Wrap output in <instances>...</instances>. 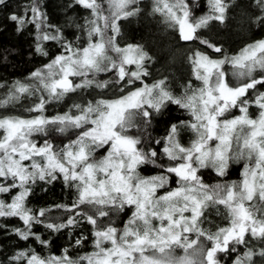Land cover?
<instances>
[{"label":"snow or ice","instance_id":"6c2138e0","mask_svg":"<svg viewBox=\"0 0 264 264\" xmlns=\"http://www.w3.org/2000/svg\"><path fill=\"white\" fill-rule=\"evenodd\" d=\"M76 3L91 16L85 21L88 40L84 47L63 40L59 28L54 33L46 31L54 26L47 25L46 15L35 2L30 19L16 14L10 17L17 22L18 31L27 23L35 25L37 52L48 54L40 43L48 40L61 42L64 50L43 69L31 73L35 85L15 81L0 99L3 108L25 96L40 94L38 102L26 110L37 115L0 116V177L10 179V183L0 184V194L19 189L11 202L0 199V217H18L25 227L14 231L22 240L35 237L47 245L32 226L42 223L41 218L50 210L34 213L26 201L30 185L37 179L54 180L60 173L66 183L74 182L78 198L71 209L56 207L71 211L88 205L93 209V214L76 215L94 226V251L73 259L67 249L60 256L48 257L24 250L10 259L25 264H220L218 253L235 251L234 245L244 244L246 236L264 240V91L257 90V86L264 87V39L221 59L196 51L189 59L201 86L191 88L183 97H174L165 87L166 78L151 85L143 83V77L149 75L145 62L150 57L141 45L121 47L116 43L118 22L137 15L138 0ZM208 4L209 12L199 17L193 16L187 0H153L152 11L169 27L178 29L182 40L199 39L221 53V47L197 36V32L213 20L223 23L229 3L208 0ZM255 4L260 9L255 22L264 26V0H255ZM129 65L135 70L129 71ZM225 65L231 66L236 84L230 83ZM110 71L116 72L117 83L134 86L141 81L142 86L116 99L74 104L75 115L71 110L52 117L44 115L46 104L59 102L78 89L107 88L110 81L98 82L95 74ZM258 71L259 76L254 75ZM73 78H80V82ZM168 102L190 113L192 119L181 125L190 128L195 138L188 146L182 145L177 138L179 126L171 125L162 153L175 163L165 168L157 164V152L140 147L141 139L129 132L138 128L140 121L150 122L153 113H161ZM252 104L258 108L255 117L249 113ZM232 109H238L240 115L228 118ZM72 129L79 134L62 148L47 139L38 145L33 139L36 134H63ZM105 146V155L97 159V151ZM231 160L245 161L238 182L208 185L197 174L202 168H212L223 177ZM144 165L158 166L168 175L143 176L140 168ZM173 176L176 187L170 188ZM218 205L226 209L228 225L210 232L202 227L204 213L209 206ZM126 206L134 211L122 229L112 222L98 225V218L109 216L106 209L122 211ZM76 223L70 216L66 223H47L45 227L58 232ZM177 250L183 254L178 255ZM253 255L246 251L235 264H251ZM260 255L264 256V250Z\"/></svg>","mask_w":264,"mask_h":264},{"label":"trees","instance_id":"16d2710c","mask_svg":"<svg viewBox=\"0 0 264 264\" xmlns=\"http://www.w3.org/2000/svg\"><path fill=\"white\" fill-rule=\"evenodd\" d=\"M36 3L40 10L46 15L47 25L54 28H46L45 30L54 33L55 28L61 30L63 40L70 41L74 46L84 47L87 44V35L85 31V21L89 19L90 12L83 6L78 5L76 0H3L0 3V99H3L9 88L15 81H21L25 84L35 85L37 82L31 78V73L37 69H41L46 63L59 55L64 49L61 42L48 40L41 41L42 47L48 54L42 55L36 51L38 43L36 37L38 30L35 25L27 23L22 30L18 31L17 22L10 19L11 15L25 16L26 19L31 18L30 8ZM194 17L202 16L209 12L208 0H187ZM229 9L226 19L223 23L219 21H211L205 29H200L197 36L207 39L211 44L222 48L224 54L231 56L239 52L244 46L253 43L256 40L264 38V26H260L255 22V17L260 15V9L255 4V0H227ZM137 6L140 11L135 16L128 17L119 21L120 33L116 36V43L119 46L128 44L141 45L148 53L150 59L145 64L156 66L154 73H149L145 79H165L167 87L172 90V95H179L184 91L188 84L194 83L192 77V63L190 55L200 49L201 52L216 55L217 52L209 48L207 45L201 44L199 39L193 41H183L178 38V29L169 27L163 22V17L159 13H154L153 0H138ZM109 35L112 33L109 31ZM199 50V51H200ZM228 52V53H227ZM231 53V54H230ZM218 54V53H217ZM7 56V59L4 57ZM150 62V64H149ZM91 79L92 76L90 75ZM74 82L77 78H73ZM95 80L110 81L107 88H97L104 94L91 96L89 94L91 88H86L77 95L78 90L69 93L63 100L51 102V109L57 112L67 111L75 102L87 100V98L100 97L103 95L114 97L119 95V89H123V85L117 83L118 77L115 71L101 72L95 74ZM125 89V87H124ZM258 91H264V87L257 86ZM80 92V91H79ZM252 95L255 93L250 90ZM38 95V94H37ZM25 96L18 103L0 108V116L24 114L22 103H37L39 96ZM252 96L249 97L251 99ZM50 104V103H48ZM54 104V105H53ZM47 106V105H46ZM49 106V105H48ZM50 106V107H51ZM70 110V109H69ZM68 110V111H69ZM250 112L255 110L252 104L249 107ZM67 111V112H68ZM190 114L187 110L180 108L174 103L168 102L161 113H153L148 123L140 121L138 128L130 130V134L141 139L140 147L145 150L154 149L157 154V164L170 166L175 162L169 161L162 153V138L167 132L169 126L187 121ZM79 130L72 129L66 133L51 132L45 137L55 146L72 139H75ZM161 141L159 144L156 141ZM240 164H230L227 170L228 176L230 171L237 170ZM150 168V172L156 173L158 169L154 165H144ZM144 166H141L143 168ZM209 171V172H207ZM210 174V177L207 176ZM237 175V174H236ZM199 176L205 184L215 185L217 183L227 184L229 179L227 176H219L212 169L202 168ZM227 177V178H225ZM239 177L238 175L236 178ZM10 182L0 177V184ZM31 186V193L27 197V207L31 208L34 213L41 209L50 210L42 217V223L33 224L32 231L42 240L48 241L47 245L41 244L35 237L28 240H22L14 231L17 228H24L23 222L18 217H0V264H25L24 261H12L10 258L20 251L34 250L40 256L58 255L62 248L66 247L69 256H78L82 251H89L94 243L93 225L89 224L84 218L82 221L74 217L78 223L56 232L45 227L47 223H64L68 217L67 210L57 208V205H73L78 198V192L71 183H66L61 177L56 175V179H45L43 181L37 179ZM18 189H13L10 193L0 194V199L6 202L16 194ZM78 210L87 211L93 214V209L88 205H80ZM109 211L108 217L98 218V225L106 226L109 222L117 228H121L125 218L113 219L110 217L114 209H106ZM122 212L125 214L132 210V207L126 206ZM55 213L56 216L49 214ZM226 210L223 206L218 205L212 208L209 206L204 213L203 226L210 230L215 226L226 224ZM61 216L58 217L57 215ZM128 216V215H127ZM217 226V228H218ZM216 228V229H217ZM82 237L80 244H75V239ZM228 253H218L220 264H235L237 258H243L246 251L251 250L254 255L251 264H264V256L260 252L264 250V240L251 237H245L244 244H238L239 249Z\"/></svg>","mask_w":264,"mask_h":264},{"label":"rangeland","instance_id":"374dc122","mask_svg":"<svg viewBox=\"0 0 264 264\" xmlns=\"http://www.w3.org/2000/svg\"><path fill=\"white\" fill-rule=\"evenodd\" d=\"M105 7H107V5L105 4ZM91 18V16L89 17V19ZM111 35V34H110ZM178 38H179V40H182L181 38H180V35H179V31H178ZM264 39V38H263ZM184 41V40H183ZM251 44V43H250ZM129 45V44H128ZM84 46H86V45H84ZM126 46V45H125ZM122 47H124V46H122ZM245 47V46H244ZM200 49H203V48H201V47H199ZM200 49H198L197 51H199ZM243 49V48H242ZM196 52V51H195ZM194 52V53H195ZM200 52H201V50H200ZM240 52V51H239ZM202 53H205V52H202ZM238 53V52H237ZM206 55H208L209 57H211V58H213V59H221V58H223V56H224V54L222 53V54H217L216 53V55H212V54H207V53H205ZM234 55V54H233ZM191 56H193V54H191L189 57H191ZM232 56V55H231ZM50 63V62H49ZM46 64H48V63H46ZM45 64V65H46ZM149 64H150V62H149ZM147 67H149V66H151L150 68H149V72H150V74L151 73H154L155 71V69H157L156 68V66H157V64L155 65V66H153V65H147V64H145ZM146 66H145V68H146ZM44 67V66H43ZM43 67L41 68V69H43ZM127 68H128V70L129 71H134L135 70V66L134 65H129V66H127ZM147 69V68H146ZM225 71L228 73V79H229V81H230V83H232L233 85L234 84H236L237 83V81L232 77V75H231V72H232V69H231V66L230 65H225ZM117 75V74H116ZM254 75H256V76H259V71L257 72V73H255ZM146 77H148V76H146ZM192 77L195 79V81H194V83H191V84H188L186 87V89L184 90V91H181V93L179 94V95H175L174 97H183L184 95H185V93L187 92V93H189L190 94V91H191V88H198V87H200L201 86V82L200 81H198L196 78H195V75H194V72H193V65H192ZM163 79V78H162ZM143 80H144V78H143ZM159 80H161V79H156V80H153V79H151V80H149L148 79V83L146 82V81H143V82H145V83H147L148 85H151V84H153L154 82H156V81H159ZM75 82L76 83H78V82H80V78H77L76 80H75ZM119 84L121 85H123V91H122V89H119V91H118V94L119 95H117V96H115L114 97V94H112L110 97L109 96H107L106 97V95H103L104 96V98H100V97H93L92 99L91 98H87V100H84L83 102L82 101H79V102H75L74 104H80V105H86L89 101H92V102H95L96 100H99V99H109V100H111V99H116V98H119L120 96H123V95H126L129 91H132V90H134V87H141L142 86V83H141V81H136L135 82V85L134 86H131V85H129V86H126L125 85V82H123V81H121V82H119ZM167 83L165 84V87H166V89L168 90V91H170V92H172V90H170L168 87H167ZM124 87H125V89H124ZM83 90L84 89H78V93H77V95L78 94H80L81 92H83ZM80 91V92H79ZM99 93L100 94H104L105 92H101V91H99L97 88H91L90 89V92H89V94L91 95V96H96V95H99ZM38 95L37 96H39L40 94L39 93H37ZM46 95V94H45ZM35 104V102L34 103H31V102H29V103H22L21 104V107H22V109H24V111H23V113L24 114H15V115H7V116H21V117H29V116H34V115H37V113H30V112H28V111H26L28 108H30V107H32L33 105ZM73 104V105H74ZM47 106H45V112H44V115H46V116H48V117H52V116H55V115H57V114H63V113H65V112H67L69 109L71 110V114H73V115H75V114H77V110L75 109V108H73V106L72 107H69V109H67V111L66 110H64V111H60V112H57V111H54V110H48V109H51L52 108V106H51V103L50 104H46ZM49 105V106H48ZM54 105V104H53ZM254 105V104H253ZM51 106V107H50ZM255 106V105H254ZM69 110V111H70ZM68 111V112H69ZM188 112V111H187ZM189 113V112H188ZM249 113H250V115L251 116H253V117H255L256 115H257V113H258V108L255 106V110L253 111V112H250V110H249ZM190 114V113H189ZM236 115H240V112L238 111V109H232V111H231V114L229 115V117L228 118H231L232 116H236ZM192 119V117H191V115H190V118H189V120H187V121H184V122H188V121H190ZM170 128H171V126H169V128H168V130H167V132L165 133V135L163 136V138H162V143H161V145H162V149L164 148V146H165V138L168 136V133H169V131H170ZM53 133L54 131H49V133ZM78 134H79V132H78ZM130 134V133H129ZM130 135H132V134H130ZM47 135H43V134H36V135H34L33 136V139L35 140V142L38 144V145H40V144H43V142H44V140H46V137ZM133 136V135H132ZM77 137V136H76ZM178 140L180 141V143L182 144V145H184V146H188L189 144H190V142L195 138L194 137V134H193V132L191 131V129L190 128H187V127H185V126H183V125H180L179 127H178ZM76 139V138H75ZM72 140H74V139H72ZM71 141V140H70ZM67 143H69V141H67V142H65V143H62V144H56L58 147H63L65 144H67ZM54 145V144H53ZM106 147L107 146H105V148L104 149H99L98 151H97V153H96V158L97 159H99L100 157H102L103 155H105V151H106ZM166 157V156H165ZM167 158V157H166ZM25 163H29V162H25ZM164 163V161L162 162V164ZM239 164V163H241L240 164V167H238L237 168V170H233L232 172L230 171V173H229V176H228V174H226L225 176H227V177H225V178H227V179H229V182L228 183H231V182H233V181H239L240 179H241V172H242V169H243V165H244V163H245V161L244 160H239V161H236V160H231L230 162H229V165L230 164ZM164 165V164H163ZM165 166V165H164ZM167 166H165V168H166ZM156 169H158V172H156V173H153V172H150V168L148 167H143V168H140V172H141V175H143V176H153V175H160V174H164V175H168V173H166L163 169H161L160 167H156ZM204 169V168H203ZM207 169H212V168H206V170ZM201 170V169H200ZM199 170V171H200ZM213 170V172L214 173H216L215 172V170L214 169H212ZM199 171H198V175H199ZM207 172H209V171H207ZM239 176V177H237L236 178V176L237 175ZM56 175H58L59 177H61L62 179H63V175L62 174H60V173H56ZM207 176L208 177H210V174H207ZM63 181H64V179H63ZM10 183V182H9ZM73 186H75V184H74V182H72L71 183ZM221 184V183H220ZM168 187H170V188H175L176 187V183H175V177L173 176L172 177V179L170 180V183H169V185H168ZM18 191H19V189H18ZM15 195V194H14ZM14 195H12V196H14ZM8 202H11V198L9 199V201ZM71 206L72 205H70L69 206V209H71ZM222 206V205H221ZM213 207H215V206H212V208ZM225 209V208H224ZM226 210V209H225ZM124 210H122V211H117V210H113V212H112V214L110 215V217H112L113 219H119V218H125L124 219V222H123V224H122V226H121V228H118V229H122L123 228V226H124V224L127 222V220L129 219V217L131 216V214H132V211H134V209L132 208V210L131 211H129V212H126L125 211V214L123 215L122 214V212H123ZM77 212H85V213H87V211H84V210H78V209H75V210H71V211H69L67 214H68V217H67V219L71 216V217H74L75 215H76V213ZM55 213H51V214H49V215H51L52 217L53 216H56V215H54ZM226 218H227V211H226ZM128 215V216H127ZM58 217H60L61 215L60 214H58L57 215ZM67 219L65 220V222L64 223H66L67 222ZM77 219L78 220H83L84 218L83 217H81V216H77ZM204 220V219H203ZM228 225V219H227V222H226V224H224V225H222V226H218V225H216L215 226V229H214V227H213V229L212 230H210L208 227H204L203 226V224H202V227L204 228V229H206V230H208V231H210V232H215L217 229V226L218 227H225V226H227ZM83 239V236L81 237H78V238H76L75 240L77 241V240H82ZM95 240V239H94ZM76 241H75V244H77L76 243ZM64 249H66V247H64V248H62L61 249V251H60V253L58 254V255H55V256H60L62 253H63V250ZM236 249L238 250L239 249V247H238V245L236 246ZM92 251H94V243H93V246H92V248L89 250V251H86V250H84V251H82L81 252V254H79L78 256H70L71 258H73V259H76V258H78V257H80V256H83V255H85L86 253H90V252H92ZM177 254L178 255H182L183 253H182V250H177ZM48 256H50V255H47V256H45V257H48ZM244 256V255H243ZM240 258V257H239ZM236 261V260H235Z\"/></svg>","mask_w":264,"mask_h":264},{"label":"flooded vegetation","instance_id":"af4514ba","mask_svg":"<svg viewBox=\"0 0 264 264\" xmlns=\"http://www.w3.org/2000/svg\"><path fill=\"white\" fill-rule=\"evenodd\" d=\"M144 78V80L143 81H146L147 83H148V80L147 79H145V78H147V77H143ZM144 84H147V83H145V82H143Z\"/></svg>","mask_w":264,"mask_h":264},{"label":"bare ground","instance_id":"6f19581e","mask_svg":"<svg viewBox=\"0 0 264 264\" xmlns=\"http://www.w3.org/2000/svg\"><path fill=\"white\" fill-rule=\"evenodd\" d=\"M251 43V42H250ZM228 53V52H227ZM231 54V53H230Z\"/></svg>","mask_w":264,"mask_h":264}]
</instances>
